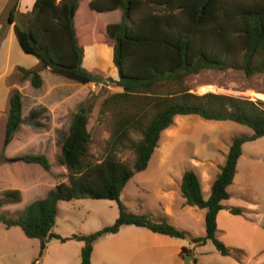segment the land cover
I'll use <instances>...</instances> for the list:
<instances>
[{"label":"trees","instance_id":"trees-1","mask_svg":"<svg viewBox=\"0 0 264 264\" xmlns=\"http://www.w3.org/2000/svg\"><path fill=\"white\" fill-rule=\"evenodd\" d=\"M18 1L11 0L7 19L15 21L19 45L39 60L40 68L80 83L112 82L120 91L109 93L100 103L99 114L110 112L112 120L104 157L94 163L88 160L91 134L87 123L95 97L90 94L77 105L61 139L58 159L67 171V181L30 201L15 217L0 211V223L5 228L18 226L26 237L37 239L39 255L51 239L81 241L79 264H91L94 243L123 225L186 238L187 232L166 218L154 221L148 214L128 212L118 197L128 180L147 168L162 131L174 118L197 115L205 120L233 121L251 130L231 139L208 198H203L193 170L183 172L180 185L185 205L205 209V233L189 238L192 247L210 241L221 255H239L217 236L216 217L225 208L221 201L229 197L227 187L233 181L243 143L264 136V107L247 97L196 94L183 82L202 69L242 70L249 77L264 73V0H35L25 21V15L16 10ZM104 40L112 42L116 78L103 79L83 65L85 47ZM18 70L33 88L41 87L39 68ZM173 85L178 88L162 92ZM22 107V95L14 90L8 100L0 161L37 164L49 171L51 165L44 154H4L23 123ZM38 115L39 111L31 110L28 117ZM131 131L138 132L139 139L131 140ZM127 144L134 154L132 165L116 156L118 148ZM73 199L114 200L118 216L94 232L62 237L53 231L58 203ZM20 200L19 189H0V208ZM227 209L232 214L242 212L240 207ZM183 253L191 254V248L183 246L179 255ZM192 264H198L195 258Z\"/></svg>","mask_w":264,"mask_h":264},{"label":"rangeland","instance_id":"rangeland-1","mask_svg":"<svg viewBox=\"0 0 264 264\" xmlns=\"http://www.w3.org/2000/svg\"><path fill=\"white\" fill-rule=\"evenodd\" d=\"M28 17L29 15H25L24 21ZM111 52L112 42L110 40L85 47L84 67L90 72L101 75L103 79L116 78ZM25 55L33 57L27 53ZM37 68L40 69L39 73L42 77L40 88H33L29 78L22 79V73L18 69L15 70L14 75L9 76L10 82L13 81L16 84L13 89L19 90L22 95L23 123L14 133L4 154L8 157L44 154L51 167L49 171H45L37 164L0 161V189L17 188L21 192L19 202L4 204L0 208L1 212L10 217H15L18 211L30 201L46 195L47 191L57 183L67 181V171L58 159L61 139L67 133L77 105L90 94H94L95 97L87 123L91 134L88 160L94 163L104 157L107 152V139L110 135L112 120L110 112L99 114L100 103L109 93L120 91V87L112 82L103 80V84L80 83L54 74L47 68H40L38 65ZM183 86L196 94L213 92L247 97L264 107V73L249 77L242 70L202 69L196 74L188 75ZM177 88L178 86L173 85L163 88L162 92ZM31 110L39 111V115L30 119L28 115ZM6 117L7 107L0 113V152ZM250 131L248 127L233 121L205 120L197 115L176 116L173 124L162 131L158 147L153 152L147 168L135 173L128 180L118 197L119 201L128 212L148 214L152 220L159 221L164 216L159 214L160 202L163 200L159 197L157 187L165 176V167H160V160H169L167 165H172L173 169L178 170L177 172L193 170V165L202 164L204 166H201L200 170L204 172L205 169H209L211 176H214L218 169L216 164L223 161L231 139L242 133L248 134ZM129 135L133 141L140 137L135 131H131ZM259 143L264 144V139ZM256 144L249 143L245 147L244 159L241 161L242 167L238 172L237 180L228 189L234 206L242 207L254 202L264 205V182L250 174V169L255 167L257 160L260 172L264 174V169H262L264 157H258V159L254 156ZM116 156L128 165L133 163L134 154L128 144L119 147ZM183 172L178 175L179 178ZM180 199L182 200V196H179L178 202ZM58 205L53 231L62 237L94 232L112 224L118 216L117 204L114 200L73 199L59 201ZM184 212V209L180 210L175 207L172 219L175 218L179 229L187 232V237L178 242L188 245L190 237L204 235L205 229L203 222L197 224ZM219 235L224 236L222 232H219ZM104 238L95 245L91 255V264H169L175 260L169 253L148 242L141 243L142 254L134 255L131 251L123 249L124 243L128 241L125 234L118 237L119 240L108 236ZM149 239L153 238L149 237ZM207 244L208 247H204L202 253L200 252L197 263L225 264L223 255L215 249L211 242ZM116 246L120 248L117 249ZM81 247V241L69 239L61 242L51 239L42 255H39L40 245L37 239L26 237L18 226L7 229L0 223V264H79ZM196 250L198 251L197 248ZM191 252L193 255V249ZM185 256V253L180 256L183 264ZM193 260L192 256L189 264H192ZM173 264L178 263L175 260Z\"/></svg>","mask_w":264,"mask_h":264},{"label":"crops","instance_id":"crops-1","mask_svg":"<svg viewBox=\"0 0 264 264\" xmlns=\"http://www.w3.org/2000/svg\"><path fill=\"white\" fill-rule=\"evenodd\" d=\"M34 1L35 0H19L16 10L20 14L28 15L31 11ZM10 4L11 0H0V113L4 111L6 107L8 111L9 96L14 90L13 88H15L16 86L13 81L10 82L9 76H11L12 74L14 75L15 70L18 69V67L33 69L34 67L37 68V65L38 67L40 66V62L36 58H34V56L32 57L29 55H25L26 53L24 54V51L18 43L14 31L15 21L10 23L7 19ZM249 133H251V131ZM262 139H264V136L257 138L256 140L243 143L241 147V155L239 156L237 161L236 172L233 177V181L227 187L229 197L221 201L222 205L225 208L221 209L216 217L217 236L231 249H235L239 252V255H223L225 264H264V205L260 204L259 202H254L249 203L245 206L243 205L242 207L234 206V203L231 202L232 198L230 199L231 196L228 190L229 187H231L237 180L238 172L242 167L241 161L244 159L245 147H247L249 143H257L256 147L254 148V156L256 158L264 157L262 156V153L264 152V144L259 143L260 141H262ZM226 154L227 152L224 153L223 161H219L220 163L216 164V166L218 165V169L215 166V168L217 169L216 174L219 172V167L224 163ZM168 161L169 160L167 159L160 160V167H165V176L163 181L158 183L157 187L159 197L161 198V200H163L160 202L159 214L164 216V218H166L169 223H173V225L175 227L177 226L178 228L179 225L177 221L175 220V218L172 219L174 208L178 207V209L180 210L184 209V214H187L186 216H189V218L195 221L197 224H201L202 222L204 224L205 209L185 205L183 197L182 200L180 199V201L178 202L179 196H182L180 190L182 175L181 178H179L178 175L183 171L180 170L179 172H177L178 170L173 169L172 165H167ZM257 162L258 160L255 162V167L250 169V174L254 175L256 178L258 177L260 181L264 182V174L260 172V167L257 165ZM201 166L204 165H193L192 169L199 177L201 192L203 198L206 199V197L210 194V187L216 174L214 176H211V171H209V169H205V171L202 172L200 170ZM262 169H264V166L262 167ZM229 207H240L242 209V212L241 214H232L227 209ZM173 220H175L176 222ZM130 226L133 225H123L118 232L114 234L103 235L102 237H100L94 243L92 252L96 247L95 245H97L99 241H101V239H105V236L112 237V239L115 240H119L120 238L118 237H122L123 234H125L128 241L124 243L123 249L131 251L134 255L136 253L142 254L141 243L148 242L169 253L171 257H174L178 264H183L179 255V252L183 246L193 249L192 256L193 258H195L196 262H199L198 256L202 253L201 251L204 247H208L207 243L210 242L207 241L205 245L192 247L191 244L183 245L178 242V240H181L179 238H173L167 235L153 233L144 227L134 226L133 228H131ZM219 232H222L224 236L219 235ZM227 235H230V237H227ZM148 236L152 237L153 239H149ZM137 247H139V249H137ZM116 248L119 249L120 246H116ZM196 248L198 249V251L196 250ZM175 260L173 261L175 262ZM173 261H171L169 264H173Z\"/></svg>","mask_w":264,"mask_h":264},{"label":"water","instance_id":"water-1","mask_svg":"<svg viewBox=\"0 0 264 264\" xmlns=\"http://www.w3.org/2000/svg\"><path fill=\"white\" fill-rule=\"evenodd\" d=\"M192 258L191 254H187L184 259V264H189V260Z\"/></svg>","mask_w":264,"mask_h":264}]
</instances>
